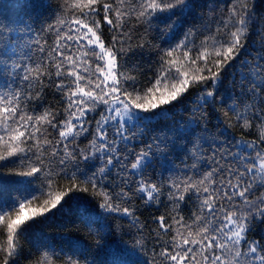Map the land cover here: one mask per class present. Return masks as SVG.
Masks as SVG:
<instances>
[{"label":"snow or ice","instance_id":"obj_1","mask_svg":"<svg viewBox=\"0 0 264 264\" xmlns=\"http://www.w3.org/2000/svg\"><path fill=\"white\" fill-rule=\"evenodd\" d=\"M248 2L234 0L227 18H222L214 34L205 37L199 45L196 40L203 32H213L209 24H204L203 29L190 27L168 48L154 46L158 59L145 69L151 73L146 82L128 74L140 72L141 65H128L124 59L135 51L129 44L131 22L151 24L164 17L170 19L177 13L183 14L185 9L190 11L189 0H77L72 6L74 18L68 19L62 12L54 24L42 30L56 34L55 46L50 51L46 52L40 40L34 41L38 51L46 53V59L32 65L17 62L20 56L17 39L10 32H0L3 37L0 65L5 71L13 68L24 85L14 88L6 85L8 91L0 92V162L19 161L20 167L28 169L13 173L19 177L14 183L22 187L0 185V235L6 234L7 241L6 247H0L3 253L0 264H15L18 249L22 247L20 239L36 225L61 213L70 200L86 199L82 194L91 193L100 198L93 211L101 220L120 214L137 223L134 210L121 206L130 204L133 196L149 206H159L165 185L146 181L143 173L157 156L154 149L166 155L161 145L167 147L168 132L181 130L170 128L163 138L152 137L146 150L134 155L130 167L128 156L121 153L138 135L143 137L154 131L150 128L153 121L166 118L192 89H199L192 100L195 109L189 108L193 116L199 112L200 119L207 120L208 107L216 103L225 105L223 119L217 116L220 123L216 127L223 125L220 134L225 135L232 123H236L246 130L255 129L257 139L246 142L225 137L219 142V152H212L216 167L209 166L202 179L195 182L169 179L167 199L175 206L176 215L155 217L153 222L158 230L153 259L151 262L145 259L141 264H264V242L248 238L255 223H264V193L256 195L264 189V147H261L264 145V45L252 61L241 59L242 54L251 55L244 52L249 25L255 22ZM212 7L209 6L210 11ZM101 14L102 19H98ZM174 23L169 25L168 34ZM102 27L113 33L108 46L103 40ZM73 44L86 49L79 59L66 54ZM25 47L28 52L24 55L31 61L28 55L31 44L25 43ZM137 47L145 45L141 42ZM209 47L214 55L208 51ZM89 53L97 58L94 70L81 68V62L91 58ZM177 54L182 60L174 58ZM105 57L107 60L101 67ZM229 69L233 82L237 75L240 78L239 91L227 97L233 100L231 104L223 97L217 98L218 86ZM99 73L106 75L101 77ZM50 85L62 95L66 107L62 111L45 109L38 114L36 107L42 105V93ZM30 104L35 107L29 109ZM100 109H103L100 119L93 125L89 114ZM193 124L199 127L196 120L188 121L186 126ZM53 131L58 133L54 140L49 138ZM89 136L87 146L81 149L77 141ZM121 143L125 149L119 147ZM204 143H209L206 138ZM216 143L214 139L212 144ZM221 159L235 161L237 166L221 164ZM137 176L138 180L133 179ZM193 194L199 200V207L195 214L185 218L180 212ZM81 218L86 227L91 228L95 223L87 210L81 212ZM161 234L169 238L165 240ZM144 247L141 241H136L129 254L136 255ZM81 255L85 264H96L94 257L88 261L87 253ZM63 264L81 262L66 255Z\"/></svg>","mask_w":264,"mask_h":264},{"label":"trees","instance_id":"obj_2","mask_svg":"<svg viewBox=\"0 0 264 264\" xmlns=\"http://www.w3.org/2000/svg\"><path fill=\"white\" fill-rule=\"evenodd\" d=\"M76 2L77 0H0V32H10V35L17 39L20 45L17 48V52L20 53L18 63L32 65L44 62L46 53H40L34 41L40 40L46 52L50 51L51 47L55 46L56 34L55 32L42 30L47 29L49 24H54L56 18L62 12L68 19L74 18L72 6ZM189 2L191 5L190 11L185 9L183 14L177 13L170 19L164 17L160 20H153L151 24H138L135 20L131 22L132 39L129 44L135 51L129 52L124 59L128 65H141L140 72H144V75L141 76L140 72H129V75H137L141 81L146 82L151 73L145 71V69L158 59V56L154 54L156 51L154 46L168 48L176 44L183 37L184 32L192 26L203 29L204 24H209L213 29V32H203L196 40L197 45L205 37L212 36L218 22L222 18H227L229 7L234 0H189ZM209 6H213L211 11ZM248 7L253 9L255 22L249 25V35L247 36L244 52H250L251 55L242 54L241 59L246 58L252 61L253 57L257 55V50L261 48V45H264V0H249ZM201 15L204 16L203 20L200 19ZM97 18L102 19V14L101 17ZM173 22H175L174 27L170 30L171 34H168L169 25ZM257 29H260V31L258 32ZM101 31L104 43L108 46L113 33L109 32L106 27H102ZM44 41H47V43L44 44ZM141 42L144 43L145 47L138 48L137 45ZM25 43L31 44L32 50L28 53L32 57L31 61L24 55L28 52ZM127 46L125 45V47ZM85 51V48L73 44L66 54L73 55L74 59H79ZM201 51L203 50L201 49ZM208 51L214 55V50L210 47ZM89 56L91 58L81 62V68L87 67L94 70L97 67V58L92 56L91 53H89ZM174 58L182 60L178 54ZM106 60L107 57H105L104 62H100L101 67L104 66ZM181 70L185 71L187 69L182 68ZM230 71L232 70L229 69L225 72L222 77L223 83L218 86V99L223 97L227 100L229 95L235 96V93L240 89L239 76L237 75L235 82H233V77L228 74ZM20 75L22 76L24 73L20 71ZM99 75L103 77L106 73H99ZM44 83L48 84V81L45 80ZM6 85L13 88L17 85L24 86L17 79L13 68L10 67L5 71L4 66L0 65V92L8 91ZM198 90L192 89L189 96L181 104L176 105L166 118L153 121L150 128L154 131L148 132L143 137L138 135L127 144L126 149L123 143L119 145V147L125 149L121 154L128 156L127 163L130 167L134 155L139 153L141 149L146 150V145L151 142L152 137L160 135L163 138L164 132H167L170 128L181 130L179 133L168 132L167 147L161 145L166 155L160 154V150L154 149L157 156L153 158L152 166L143 173L146 181L165 185L162 203L159 206L155 204L149 206L144 200L133 196L130 204H121V206L130 207L134 210L137 223L132 222L133 218H125L120 214L108 215L105 220H101L93 211L100 198L92 196L91 193L82 194L86 196V199L70 200L61 213H57L48 221L36 225L26 236L20 239L22 247L18 249L19 255L15 257V264H63L66 255L73 256L74 259H79L81 264H85L81 252L87 253L88 261H91L94 257L96 264H141L145 259L151 262L153 259V245L158 230V225L153 222L155 217L162 214H167L169 217L176 215L175 206L167 199L169 179H189L190 182L202 179L203 174L210 170L209 166L211 168L216 167L212 163V152L213 150L219 152V142L223 141L225 137L229 139L235 137L237 140L243 139L246 142L257 139L258 134L255 129L246 130L236 123H232L225 135L220 134L223 125L216 127L220 123L217 116L220 115L223 119L222 112L225 110V105L216 103L214 106L208 107L207 120L200 119L199 112L193 116V112L189 108L195 109L196 106L192 104V100ZM42 101V105L36 107L38 114H42L45 109L62 111L66 107L62 95L56 92L54 85L44 89ZM227 103L231 104L233 100H227ZM33 107L35 105H28L29 109ZM100 111H103V109L89 114L93 125L95 120L100 119ZM231 115L229 113V116ZM190 120L198 121L199 127L195 124L186 126ZM205 128H207V131H204ZM49 138L53 140L58 138V133L53 131ZM205 138L209 143H204ZM89 139H91L90 136L87 139L78 140L79 147L81 149L85 148ZM214 139L217 141L215 145L212 144ZM261 147H264V145H261ZM129 153H132V155H129ZM0 154H2V151H0ZM220 163L230 164L231 167L237 166L235 161L227 159H221ZM27 170V168L20 167L19 161L16 163L0 162V185L8 188L22 187L14 183L19 177H16L13 173ZM115 171L114 169L113 175ZM133 179L138 180L139 176L133 177ZM36 183H39V181ZM135 187L136 185H133V188ZM261 193H264V189H260L256 195ZM198 207L199 200L193 194L191 199L186 202V206H182L180 215L187 218L195 214ZM85 210L91 213V217L95 221L91 228L86 227L84 220L81 218V212ZM140 226H143L142 231L139 230ZM161 236L165 240L169 238L164 234H161ZM248 238L250 240L260 239L264 242V223H255ZM136 241H141L145 247L140 248L136 255H130L129 252L135 246ZM6 243V234L0 235V247H6ZM53 252H55V255H53ZM140 253H143V255ZM2 255L3 253H0V256ZM57 256L61 259H56Z\"/></svg>","mask_w":264,"mask_h":264}]
</instances>
